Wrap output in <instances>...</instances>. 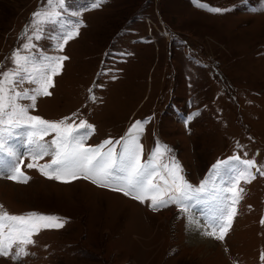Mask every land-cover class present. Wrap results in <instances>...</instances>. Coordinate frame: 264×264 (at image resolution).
<instances>
[{
	"label": "rangeland",
	"instance_id": "374dc122",
	"mask_svg": "<svg viewBox=\"0 0 264 264\" xmlns=\"http://www.w3.org/2000/svg\"><path fill=\"white\" fill-rule=\"evenodd\" d=\"M44 3L0 0V72L12 67V52L26 42V31L31 35L32 13ZM199 3L227 11L214 13L194 0H105L96 9L90 0H67L83 26L62 52L47 37L36 42L43 53L68 59L52 94L38 97L32 114L86 120L95 127L90 145L118 140L135 121L147 120L140 136L144 158L157 142L167 145L172 152L161 162L174 154L193 185L233 155L264 166V0ZM11 143L23 151L18 140ZM23 160L31 177L26 184L0 176L2 210L56 215L65 225L34 235L35 244L26 246L30 255L17 262L0 257V264H264V176L258 173L242 182L225 239L211 238L207 249L187 241V215L175 205L152 210L150 201L90 180L48 179L26 167L27 155ZM10 163L3 157L0 170ZM210 212V204L196 207L202 225Z\"/></svg>",
	"mask_w": 264,
	"mask_h": 264
},
{
	"label": "snow or ice",
	"instance_id": "6c2138e0",
	"mask_svg": "<svg viewBox=\"0 0 264 264\" xmlns=\"http://www.w3.org/2000/svg\"><path fill=\"white\" fill-rule=\"evenodd\" d=\"M104 2L90 0V7L99 8ZM194 3L214 13L227 11L200 4L199 0ZM79 15V10L68 9L67 0H45L32 13L31 35L26 31V42L12 52V67L0 72V163L5 156L11 161L0 170V176L26 184L31 177L21 166L23 156L27 155L30 162L26 167L37 169L48 179L62 183L80 178L90 180L94 185L120 192L140 203L150 201L148 206L152 210L175 205L188 216L190 225H195L198 231L204 229L200 234L223 241L243 198L242 182L251 183L257 173L264 176V166L258 165L255 159L233 155L217 160L199 185H193L185 178L174 154L166 163L161 162L172 152L167 145L157 142L144 158L140 136L147 120L135 121L118 140L109 138L99 145H90L86 141L95 127L86 120L70 123L69 117L46 120L32 114L38 97L52 94L54 77L61 73L63 61L68 59L64 55L43 53L36 42L47 37L55 41V50L62 52L68 41L79 35L83 26ZM50 28L57 31L48 36ZM89 99L95 101L96 97L90 95ZM49 136L50 140H46ZM13 140L20 142L23 151L12 145ZM48 156L50 161L39 163ZM200 204L211 205V212L204 217L203 225L193 214ZM65 220L64 217L35 212L9 214L0 206V257L11 255L17 262L30 255L26 246L35 244L32 237L42 230L63 228ZM261 223H264V217ZM209 227L211 231L207 230Z\"/></svg>",
	"mask_w": 264,
	"mask_h": 264
},
{
	"label": "bare ground",
	"instance_id": "6f19581e",
	"mask_svg": "<svg viewBox=\"0 0 264 264\" xmlns=\"http://www.w3.org/2000/svg\"><path fill=\"white\" fill-rule=\"evenodd\" d=\"M193 214L196 217V209L194 210ZM186 217L187 219H186L185 231H186L187 241L190 242V244L196 246V248L206 245L208 249L210 245H214V242L212 241L211 237H207L205 235L200 234V232L203 231L204 229L201 228L200 231H198L195 225L189 224V218L188 216Z\"/></svg>",
	"mask_w": 264,
	"mask_h": 264
}]
</instances>
